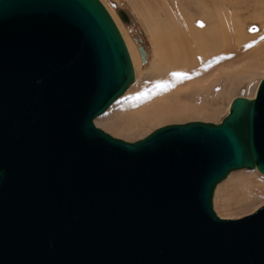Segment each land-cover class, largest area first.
I'll return each instance as SVG.
<instances>
[{
	"label": "water",
	"instance_id": "obj_1",
	"mask_svg": "<svg viewBox=\"0 0 264 264\" xmlns=\"http://www.w3.org/2000/svg\"><path fill=\"white\" fill-rule=\"evenodd\" d=\"M134 81L101 0H0V264H264V206L213 208L231 172L264 174V78L220 123L130 142L95 119Z\"/></svg>",
	"mask_w": 264,
	"mask_h": 264
},
{
	"label": "rangeland",
	"instance_id": "obj_2",
	"mask_svg": "<svg viewBox=\"0 0 264 264\" xmlns=\"http://www.w3.org/2000/svg\"><path fill=\"white\" fill-rule=\"evenodd\" d=\"M165 1L166 0H147L144 6H135L132 0H101L109 12L112 11L115 14L117 13L120 17L121 12L127 14L129 22H125L122 18H119L122 24L125 25L124 30L126 35L135 42L143 56L142 67H140V69L138 68L139 70L137 71L138 73L134 83L104 114L95 119V125L97 127L114 137L126 141H137L157 128L169 124L191 121L220 123L228 114L232 100L238 96L252 97L254 89L259 85L261 79L264 78V64L258 69H252L251 73L244 72V74L240 77L237 76V78L234 75H226L227 72H232L231 70L234 71L247 67L251 62L250 57H246L247 54L244 55L239 53V55L241 54L240 56L217 64V66L211 68L213 70L207 72L205 75L196 78L193 76L192 78L186 77L185 80L180 82L179 86L172 85L169 81V83H166V80L160 77L159 73L154 71L155 69L153 70L155 67H153V65L158 62L156 56V52L158 51H156L157 48L155 49L157 42L155 43L156 39L152 36L154 32L152 28L154 26L161 30L166 28L167 18L169 19L171 15V13L168 12H175L177 14L175 9L176 4H178L177 9H180V7L185 4L189 6L193 5L192 7H194L199 0ZM218 1V3L229 4L228 8L234 3L237 5L239 3L238 6L243 9L241 12L243 21L247 20L248 17H255L254 13L258 15L259 12L264 10V0H261L263 6L260 0ZM255 2H258V4H255ZM193 13L197 15L199 12L196 13V11H194ZM147 14H149L150 17ZM247 14H250V16ZM179 17L180 16H178V18ZM258 17L259 16H257V19L259 20L264 19ZM159 33H161V31L157 34ZM262 35H264V32L260 34V36ZM215 81L218 82L214 83ZM165 86H168L166 89L169 90L164 94V92H166V89H164ZM176 91L181 94L178 99L173 98ZM161 94L172 95L174 99H172V102L177 106L176 109L179 110V114H169L165 116V118L163 117V119L145 122L141 118V111L145 108L148 109L152 106V103L153 105L158 103V99L162 96ZM137 112L141 114L138 115ZM263 177L264 174L260 173L257 169L249 170L244 168L231 172L224 181L218 184L214 192L213 208L217 215L222 218L237 219L249 215L264 206V196L262 199H257L258 195H249L243 192L244 188L249 184L257 185L264 189ZM259 193H261V191Z\"/></svg>",
	"mask_w": 264,
	"mask_h": 264
},
{
	"label": "bare ground",
	"instance_id": "obj_3",
	"mask_svg": "<svg viewBox=\"0 0 264 264\" xmlns=\"http://www.w3.org/2000/svg\"><path fill=\"white\" fill-rule=\"evenodd\" d=\"M132 1L135 6H144L147 2V0ZM260 1L259 3L261 4L262 1ZM218 2V0H199L194 7H192L193 5L189 6L185 4L182 7L179 6L180 9H177L178 4H176L175 9L177 14L175 12H168L171 13V15L169 19L167 18L166 28H163V30L160 28L158 29L156 26L152 28L155 33L153 32V35H151L156 39L155 43H157L156 46H154L155 49L157 48L156 51H158L156 52L158 62H155L156 64L153 65V67L155 66L153 70L155 69L154 71L159 73L160 77L166 80V83L171 82L172 85L179 86L180 82L185 80L186 77L192 78L193 76L196 78L205 75L207 72L213 70L211 68L217 66V64L240 56L241 54L239 55V53L244 55L247 54L246 57H250L251 62L248 66L245 65L247 67L242 69H239L241 67L236 68L239 70H231L232 72H227L226 75H234L237 78V76L240 77L244 72L251 73L252 69H258L264 64V40H262L264 39V35L260 36V34L264 32V19H257V16L264 18V10H262V12L258 11V15L254 13L255 17L253 18L246 17L247 20L243 21L241 16L243 9L238 6L239 3L238 5L234 3L228 8L229 4ZM263 2L261 4L262 6ZM255 4H258V2H255ZM194 11L199 13L195 15V13H193ZM110 12L127 44L134 65L136 79L137 71L142 67L143 56L135 42L126 35L124 30L125 25L122 24L120 20L121 17L118 16L119 14L117 15V13ZM177 15L180 17L178 18ZM247 15L250 16V14ZM201 22L203 27L199 26ZM253 28L255 31H250V29ZM160 31L161 33L157 34ZM249 45L251 46L248 47ZM216 82L218 81L214 83ZM167 87L168 86H165L164 89ZM257 88L258 85L254 89L252 97L255 96ZM168 90L166 89L164 94L167 93ZM180 96L181 94L176 91L173 98L178 99ZM173 98L170 94L162 95L160 99H158V103L154 105L152 103V106L148 109L145 108L141 111V118L145 122H151L163 119V117L165 118V116L169 114H179V110L176 109L177 106L172 102L174 100ZM260 191L261 193H259ZM243 192L249 195L256 194L258 195L257 199H262L264 196V189L252 184L246 186Z\"/></svg>",
	"mask_w": 264,
	"mask_h": 264
},
{
	"label": "snow or ice",
	"instance_id": "obj_4",
	"mask_svg": "<svg viewBox=\"0 0 264 264\" xmlns=\"http://www.w3.org/2000/svg\"><path fill=\"white\" fill-rule=\"evenodd\" d=\"M199 26L200 27H203V24H202V22L201 23H199ZM250 31H255V29L253 28V29H250ZM251 45H249L248 47H250ZM176 75H179V74H176Z\"/></svg>",
	"mask_w": 264,
	"mask_h": 264
}]
</instances>
